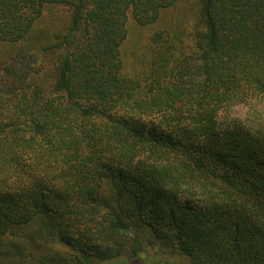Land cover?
Instances as JSON below:
<instances>
[{"label": "trees", "instance_id": "obj_1", "mask_svg": "<svg viewBox=\"0 0 264 264\" xmlns=\"http://www.w3.org/2000/svg\"><path fill=\"white\" fill-rule=\"evenodd\" d=\"M151 252L264 264V0H0V264Z\"/></svg>", "mask_w": 264, "mask_h": 264}, {"label": "rangeland", "instance_id": "obj_2", "mask_svg": "<svg viewBox=\"0 0 264 264\" xmlns=\"http://www.w3.org/2000/svg\"><path fill=\"white\" fill-rule=\"evenodd\" d=\"M194 9L189 4H180L175 9L167 11L156 26L150 28L138 27L132 20L129 22L128 39L123 46V57L125 61V74L132 77H140V73L145 69L151 37L159 30H167L177 25L179 30H191L196 19L192 17ZM247 107L238 105L231 107L224 114L225 119L243 118L247 112ZM224 119V120H225ZM148 258L137 260L131 264H188L185 260L172 257L163 253L151 252ZM127 264V263H122Z\"/></svg>", "mask_w": 264, "mask_h": 264}]
</instances>
